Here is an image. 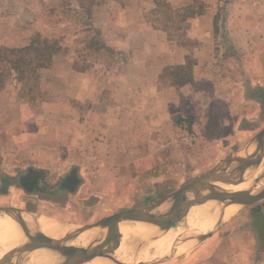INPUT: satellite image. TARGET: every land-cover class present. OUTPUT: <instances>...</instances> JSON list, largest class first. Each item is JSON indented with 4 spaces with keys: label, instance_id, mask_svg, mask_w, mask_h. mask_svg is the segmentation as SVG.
I'll use <instances>...</instances> for the list:
<instances>
[{
    "label": "rangeland",
    "instance_id": "1",
    "mask_svg": "<svg viewBox=\"0 0 264 264\" xmlns=\"http://www.w3.org/2000/svg\"><path fill=\"white\" fill-rule=\"evenodd\" d=\"M166 1L174 10H189L187 13H193V17L187 23H164V15L154 12L155 0L137 2L145 11L136 24L130 16L138 5L135 0H0V86L4 90L2 96L14 98L10 106L5 104L1 109L9 123L14 120L13 128L5 133H1L0 123V176L4 178L0 183L1 207L27 210L63 222L92 224L121 211L151 205L219 165L252 137L249 133L227 139L242 115L241 109L251 106L254 113L258 109L253 127L264 126V0ZM128 10L130 13L125 14ZM200 16L209 17L203 26L210 29L211 36L190 39V24ZM137 26H142L146 33L164 32L170 50H187L191 74L198 60L208 59L205 75L202 74L208 77L207 95L203 98L209 111L203 114L202 127L198 119L186 120L188 128L194 125L207 136L187 149L180 141L176 143V136L166 135L160 148L146 153L147 158L138 153L128 164L132 154L126 153L127 160L115 159L103 166L96 152L76 151L74 141L66 145L64 119L60 118L74 113L77 104L84 112L89 110L90 100L81 104L77 97L91 96V89L78 82L120 80L126 75V57L132 67L137 59L122 54L119 49H124L125 44L127 49L129 44L132 49L156 46L154 38L144 36L137 41L130 36ZM126 34L130 43L124 38ZM37 38L53 44L50 64L37 69V78L28 85H20L15 73L4 71L1 61L10 55L7 51L28 47ZM171 68L180 72L176 66L168 67L169 72L164 71L160 78V88L173 84ZM214 86L219 90L220 103L213 105L208 92H213ZM235 95L239 101L235 102L234 116L230 118L222 103ZM250 97L259 100L257 106L245 102ZM209 104L213 105L211 110ZM70 122H74L73 117ZM19 141L25 149L17 151ZM23 155L30 158L24 160ZM28 172L39 174L44 192L28 193L22 189L20 176ZM73 173L77 174L78 184H72L71 189H59L58 183ZM81 187L84 189L80 190ZM254 205L238 212L230 221ZM220 233L186 254L160 264H205L202 261L214 255L206 264H227L225 257H217L223 249L218 241ZM238 245L242 247L243 242ZM184 252L182 248L180 253ZM225 252L223 249L222 254Z\"/></svg>",
    "mask_w": 264,
    "mask_h": 264
},
{
    "label": "crops",
    "instance_id": "2",
    "mask_svg": "<svg viewBox=\"0 0 264 264\" xmlns=\"http://www.w3.org/2000/svg\"><path fill=\"white\" fill-rule=\"evenodd\" d=\"M142 1L135 0L136 3L139 2L140 4ZM139 3H137L138 5L135 4L137 8L131 12L132 15L130 14L135 18V24L141 19L140 17L145 11ZM129 13L130 10L125 12V14ZM208 20L209 17L205 16L194 18L187 31L188 38H197V40L205 39V37L209 38L211 36V32H208L210 29L207 26L204 29L203 26ZM137 27L138 29L130 36L137 41L144 38V36L154 38L157 40L156 46L154 44L155 47L132 49L129 44L127 49L125 44L124 49H119L122 50V54L127 53V55L137 59L132 67L127 64L129 59L126 57L127 61H124L126 75L120 80L105 79L101 81L91 79L84 82L80 81L81 83L78 82L77 84H81V87L91 89V96L81 95L77 97V102H81V104L90 100L89 110L84 112L77 104L74 113L60 118L61 120L64 119L62 125L66 129L64 133L66 145H72V141H74L76 151L96 152L97 158L103 166H108L109 162H114L115 159L127 160L125 158L126 153L132 154V159L129 160L128 158V164L132 163L133 156L135 155L134 158H136L138 153H143L144 155L141 157L147 158L146 153L152 148L154 151L157 147L160 148V144H163V137L165 140L166 135L176 136V143L180 141L182 145H186L187 149L197 146L196 144H199L201 140L204 141V136H207L203 131L196 129L194 125L188 128L186 120H190L188 117L198 119L199 121H196L202 127L203 114L209 111L203 98L204 95H207L205 87L208 77L204 76V72L206 69L205 63L208 62V59L204 62L198 60L194 64L191 78L186 84L160 88V78L164 71L170 66H185L189 53L185 49L170 50L164 32L146 33L142 30V26ZM128 36L129 34H126L124 38L128 40ZM214 88L213 92H208L212 97L210 104L213 103V105L214 102L220 103L219 90L216 86ZM3 93L4 90L0 89V123L3 127L1 133H5L6 130L14 126V120L9 123L10 119L5 115V111L1 110L5 107V104L10 106V101H13L14 98H6L2 96ZM225 96L227 97V95ZM235 97L236 95L234 98L226 99L222 103L230 118L234 116L232 110L236 104L235 102L239 101ZM245 102L257 106L259 100L250 97L246 98ZM213 105H210V110ZM252 109L254 108L251 106L241 109L242 115L237 119L234 128L228 132L227 139L249 133L252 135L250 138L252 139L264 128V126L261 129L254 128L258 120L256 119L258 109L256 113ZM72 117L74 122H70ZM67 124L70 125V128ZM188 136H194V140L189 141ZM182 137L184 139L180 140ZM73 138L74 140H72ZM16 143H18L16 145L17 151L25 149L22 148L24 144L21 141ZM8 147L10 146L8 145ZM3 154H5L4 151ZM23 157L24 160L30 158L28 155V158L24 155ZM135 160L140 162V159ZM138 164L136 163L135 166H138ZM71 175L69 176L70 179ZM75 176L78 178L77 174ZM3 179L0 176V183ZM75 181L72 178L73 184L76 182L78 184V180ZM82 188L84 189V187H81L80 190ZM79 191L76 190L75 192L79 193ZM247 211H250V213ZM237 216L232 221L224 224L219 230L222 235L218 241L223 245L226 252L223 255V249L221 252L219 250L220 253L217 254V257H225L227 264H264V200L257 202L254 207L246 209L245 212ZM238 242H243V246L240 247ZM233 246H236V249ZM214 253L216 254V251ZM213 257L215 255L202 262L206 264Z\"/></svg>",
    "mask_w": 264,
    "mask_h": 264
},
{
    "label": "water",
    "instance_id": "3",
    "mask_svg": "<svg viewBox=\"0 0 264 264\" xmlns=\"http://www.w3.org/2000/svg\"><path fill=\"white\" fill-rule=\"evenodd\" d=\"M262 165L264 166V128L252 139L248 140L230 154L215 168L151 205L138 209L121 211L102 218L92 224L68 223L62 221V224L74 225L77 229L60 240H53L42 234L41 238L38 239H33L31 237L23 215L29 213L34 216H39L40 214L16 209L14 207L0 206V214L10 215L18 221L27 239L25 245L4 255L2 259H0V264H11L14 258L25 257L27 254L41 249L51 250L60 254L64 258L62 264H87L100 256L110 260L113 264H122L114 258V254L121 246L122 234L120 224L122 222L149 224L168 229L176 223L184 221L194 207L203 206L208 202H217L223 206L237 205L239 206L236 212L237 214L243 209L264 200V189L259 192H254L253 190L228 192L226 190H221L216 184L239 186L245 182L246 174L250 169L256 170ZM72 178L77 180L74 173L71 175V179ZM259 178L260 177L255 179V184ZM75 184L76 183H74V186ZM231 218H226L224 215L219 217L211 232L199 235L191 241V249L212 237L224 224L228 223ZM98 228L106 231L105 238L89 249L68 246V243L76 240L83 233ZM191 242L185 243L189 244ZM175 258H177L176 255H169L160 257L154 261H143L138 264H160Z\"/></svg>",
    "mask_w": 264,
    "mask_h": 264
},
{
    "label": "bare ground",
    "instance_id": "4",
    "mask_svg": "<svg viewBox=\"0 0 264 264\" xmlns=\"http://www.w3.org/2000/svg\"><path fill=\"white\" fill-rule=\"evenodd\" d=\"M263 172L264 166L262 165L256 170L250 169L246 174L245 182L239 186L225 184H216V186L228 192L243 190L259 192L264 189V176L260 177ZM258 177L260 178L255 184L254 181ZM238 207L237 205L223 206L217 202H208L203 206L194 207L184 221L178 222L168 229L149 224L122 222L120 224L121 246L114 254V258L122 264H138L143 261H154L163 256L176 255V257H180L191 250L193 239L211 232L222 215L226 218L233 217L238 211ZM23 218L33 239L45 235L53 240H60L77 229L74 225L62 224V221L42 214L34 216L25 213ZM105 235V230L92 229L68 243V246L89 249L102 241ZM187 241L191 243L186 244ZM26 243L27 239L20 223L10 215L0 214V259ZM182 248L185 249L184 253H180ZM63 261L64 258L60 254L41 249L27 254L25 257L14 258L11 264H62ZM87 264L113 263L100 256Z\"/></svg>",
    "mask_w": 264,
    "mask_h": 264
},
{
    "label": "trees",
    "instance_id": "5",
    "mask_svg": "<svg viewBox=\"0 0 264 264\" xmlns=\"http://www.w3.org/2000/svg\"><path fill=\"white\" fill-rule=\"evenodd\" d=\"M156 9L154 12L156 14L164 15V19L161 21L167 24L178 23H187V21L193 17V13H187L189 10H174L171 5L166 0H155ZM167 27V26H165ZM41 39V38H40ZM39 38L34 40L31 45L21 49L9 50L6 53H9V56H4L1 61L3 64L4 71L9 73H15L17 76V82L20 85H28L32 79L37 78L36 70L39 68H46L50 64V59L52 57V49L54 46L50 41L42 40V46L39 43ZM44 47V48H42ZM188 60V59H187ZM46 64V65H45ZM190 63L187 62L185 66L176 67L179 71L174 72V68H171V75L173 77V84L175 86H182L189 82L191 78V73L188 70ZM3 70H0L2 72ZM166 72H169L167 69ZM175 74V75H174ZM3 75V73H2ZM2 87L0 86V89Z\"/></svg>",
    "mask_w": 264,
    "mask_h": 264
},
{
    "label": "flooded vegetation",
    "instance_id": "6",
    "mask_svg": "<svg viewBox=\"0 0 264 264\" xmlns=\"http://www.w3.org/2000/svg\"><path fill=\"white\" fill-rule=\"evenodd\" d=\"M19 181L22 189H24L25 191L27 190L28 193L36 192L41 194L42 192H44V189H42V187H40L41 185L39 184L41 178L38 173L28 172L23 177L20 176ZM72 184V179H70L69 176L67 177V179H65V181H60L58 183V185L60 186L59 189L62 190L71 189Z\"/></svg>",
    "mask_w": 264,
    "mask_h": 264
},
{
    "label": "built area",
    "instance_id": "7",
    "mask_svg": "<svg viewBox=\"0 0 264 264\" xmlns=\"http://www.w3.org/2000/svg\"><path fill=\"white\" fill-rule=\"evenodd\" d=\"M188 140L189 141H193L194 140V136H188Z\"/></svg>",
    "mask_w": 264,
    "mask_h": 264
}]
</instances>
